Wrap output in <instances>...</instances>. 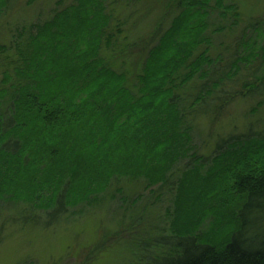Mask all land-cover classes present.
<instances>
[{"label":"trees","instance_id":"16d2710c","mask_svg":"<svg viewBox=\"0 0 264 264\" xmlns=\"http://www.w3.org/2000/svg\"><path fill=\"white\" fill-rule=\"evenodd\" d=\"M76 1L0 45V214L24 202L25 213L73 218L120 203L122 238L140 207L159 218L156 242L132 250L153 246L155 264H264V135L231 140L206 175L192 135L206 99L235 87L232 103L264 83L248 67L264 20L226 50L222 78L224 60L212 53L224 30H208L214 14H238L227 0L178 5L171 26L139 44L122 38L107 0ZM9 5L0 0V16ZM133 52L138 70H118ZM170 201L171 211L155 216Z\"/></svg>","mask_w":264,"mask_h":264},{"label":"rangeland","instance_id":"374dc122","mask_svg":"<svg viewBox=\"0 0 264 264\" xmlns=\"http://www.w3.org/2000/svg\"><path fill=\"white\" fill-rule=\"evenodd\" d=\"M189 2L190 0H107V7L114 12L116 20L113 21V25L122 24L119 29L122 38L128 40L130 44H139L151 40L155 33L165 32L180 11L178 5L185 3L189 5ZM11 4L0 16V45L6 44L8 47L17 29H27L37 22L42 25L45 21L51 20L58 10L76 6L77 1L11 0ZM199 4H202L200 0L194 5ZM231 4L236 6L238 14L232 13L231 10L232 12L224 15L221 10L220 13H223L224 17L211 15L208 30V34L219 27L224 30L222 34L214 36L216 51L213 50L212 53L213 57L220 55L222 61L224 60L223 64L217 65L218 68L223 65L224 71L219 69L222 78L228 70L226 50L232 47L238 37L242 38L250 24L256 25L258 21L264 20V0H227V5ZM210 5L214 6L215 1ZM245 41L248 42L247 39ZM251 45L255 54L250 61L252 64L248 67L251 73L256 70V75L261 77L264 75V38H258ZM15 53V50L10 49L6 55L14 56ZM133 53L125 57L127 61L125 66L121 64L122 60L118 59V70L130 72L138 70L136 67L138 63L134 61L137 53ZM249 91L246 96L231 103L235 87L231 90L227 87L225 94H220L221 99L214 101L206 99L196 108L197 113L193 114L192 118L193 127L195 126L192 132L197 148L195 149L199 156L208 159V166H211H207L203 174L206 175L209 168L216 170V166L210 164V159L231 140L264 135V83L258 89ZM119 204H113L116 205L114 210H109L108 206L86 207L82 214L80 212L73 218L69 215L60 219H46L44 213L39 211H33L34 214L25 213L24 202L8 209L4 208L0 214V264H155V258L160 255H155L153 246L145 248L144 251L132 250L136 245L140 244L141 248L143 245L156 242L160 235L154 233L153 226L160 222L159 218L154 219L150 211L142 214L140 207V210L135 211L136 215L129 216L123 224L126 227L134 224L135 229L127 232L130 236L122 238L119 236L123 235L118 221ZM133 204L132 201L127 206L131 208ZM165 207L170 212L173 204L171 201L169 204L166 202L162 205L161 211L159 209L152 211L155 216L157 214L161 216L166 212ZM254 212L257 216L258 211ZM35 217H40L39 222ZM25 221L31 224L26 226ZM211 228L205 221L201 230L210 232ZM129 239L137 241L130 243Z\"/></svg>","mask_w":264,"mask_h":264}]
</instances>
